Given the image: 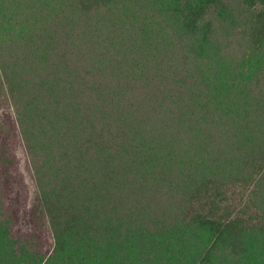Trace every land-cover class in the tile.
I'll return each mask as SVG.
<instances>
[{
  "label": "trees",
  "instance_id": "1",
  "mask_svg": "<svg viewBox=\"0 0 264 264\" xmlns=\"http://www.w3.org/2000/svg\"><path fill=\"white\" fill-rule=\"evenodd\" d=\"M0 264H264V0H0Z\"/></svg>",
  "mask_w": 264,
  "mask_h": 264
},
{
  "label": "rangeland",
  "instance_id": "2",
  "mask_svg": "<svg viewBox=\"0 0 264 264\" xmlns=\"http://www.w3.org/2000/svg\"><path fill=\"white\" fill-rule=\"evenodd\" d=\"M14 108L13 103L8 98L7 92L0 81V125L2 122L3 112L12 111Z\"/></svg>",
  "mask_w": 264,
  "mask_h": 264
}]
</instances>
